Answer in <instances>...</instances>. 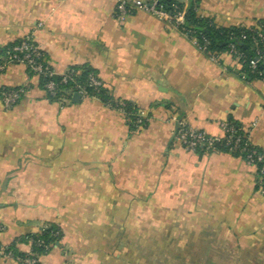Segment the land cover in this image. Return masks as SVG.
I'll list each match as a JSON object with an SVG mask.
<instances>
[{
    "label": "crops",
    "instance_id": "obj_1",
    "mask_svg": "<svg viewBox=\"0 0 264 264\" xmlns=\"http://www.w3.org/2000/svg\"><path fill=\"white\" fill-rule=\"evenodd\" d=\"M186 7L191 0H177ZM220 27L264 21V0H198ZM116 0H0V50L31 35L57 74L89 67L148 125L94 97L50 101L26 66L0 71V264L3 249L53 224L62 239L42 264H264V196L256 168L226 152L189 153L178 120L223 137L232 123L264 153V81L229 53L200 51L148 13L124 22Z\"/></svg>",
    "mask_w": 264,
    "mask_h": 264
},
{
    "label": "built area",
    "instance_id": "obj_2",
    "mask_svg": "<svg viewBox=\"0 0 264 264\" xmlns=\"http://www.w3.org/2000/svg\"><path fill=\"white\" fill-rule=\"evenodd\" d=\"M137 12L148 13L160 20L167 21L178 29L184 25L185 21V10L180 11L176 8V12L170 14L160 4L159 0H116L115 15L121 22H124L128 16ZM184 34L187 35L186 33ZM189 38L200 51L207 52V43L200 45L196 38ZM258 38L264 41V29L258 30ZM230 55H232L237 62H239L242 56V54L234 47H232ZM258 55H260L259 52ZM12 64L26 66L29 72L38 78H50L44 88L45 92L51 97H57L58 93V84L52 80L53 77L59 76L61 78V83L66 84L70 81H74L80 72L74 68H69L65 73L60 75L57 74L47 62L44 53L34 42L31 35L20 40L6 51L5 55L0 58V71H3L7 66ZM251 67L253 72L257 71L258 60L253 61ZM261 80L264 81V77ZM87 86L100 88L103 87L104 84L97 75L91 73L88 75L87 85L76 83L73 91L76 95H79L80 98L88 97ZM24 92L25 91L21 88L4 91L0 94V101L6 109H11L22 99ZM66 101L67 99L64 98L59 103L61 106H64ZM123 106V103H121L120 107L116 109L121 111L124 116L127 117L128 113L125 112ZM135 116L136 119L133 124L137 130L140 131L148 123V117L140 111L135 113ZM247 136L248 135L246 134L238 135L231 123L224 124L223 137L214 136L205 131L196 129L183 120L177 121L175 129L176 141L189 153H197L200 149L206 153H217L220 152V147L222 146L226 149L227 153L238 155V157L244 159L249 165L255 167L257 171L259 191L264 196V154L259 153L252 147ZM4 230V226L0 224V233ZM39 244L43 245L44 243L40 242ZM50 248L52 249L53 246H47V249ZM2 252L5 256L15 257L13 251L10 250L9 247L4 248ZM42 257L43 256L36 255L31 247V250L28 253H25V257L18 258L17 261L20 264H42Z\"/></svg>",
    "mask_w": 264,
    "mask_h": 264
},
{
    "label": "trees",
    "instance_id": "obj_3",
    "mask_svg": "<svg viewBox=\"0 0 264 264\" xmlns=\"http://www.w3.org/2000/svg\"><path fill=\"white\" fill-rule=\"evenodd\" d=\"M159 2L164 7V9L168 11L170 14H174L176 12V8L177 10L180 11L185 10V21H184V25L180 27V30L183 33H186L189 37L196 38L200 43V45H204L207 43V52H206L207 54L219 55L224 52L230 54V52L232 51V47H234L237 51H239L242 54L238 62L241 66V74L245 76L247 79L261 80L264 77V41L258 38V30L264 29L263 20L257 21V23L251 27H244V26L220 27L214 22V20L210 18L202 17L198 14V9H199L198 0H191L190 4L187 7L184 4L179 3L177 0H159ZM15 44L0 50V58L3 57L6 51ZM258 52L260 53V55H258ZM257 60H258V68L257 71L253 72L251 65L253 61H257ZM74 69L80 71L74 81H70L64 84L61 83V78L59 76L52 78V80L58 84V93H57V97H51L46 93L47 98L50 101L59 103L64 98L67 100H72L76 95L75 92L73 91L74 85L76 83L87 85L88 75L91 73L97 75L94 72V70H92L89 67L74 68ZM39 79H40V85L42 89L45 91L44 86L50 78L49 79L39 78ZM20 88L25 91V89L22 87L3 88L0 89V94L4 91H10L14 89L16 90ZM87 90H88V97L98 98L103 103H105L106 105L112 108L116 109L120 107L121 103H123L124 110L125 112L128 113L126 119L128 120L130 130L132 132L138 131L137 128L134 126L133 122L136 119L135 113H137L140 110L134 103L124 100L114 99V97L110 95V93L105 88V86L100 88L87 86ZM147 125L148 123L144 126V128L147 127ZM231 125L234 127L238 135L245 134L239 128H237L236 125H233L232 123ZM252 147L256 149L259 153L264 154L261 150L254 147L253 145ZM198 152H205V151L200 149L198 150ZM220 152H226V149L221 146ZM62 236L63 235L60 228L57 227L56 225L50 224L42 228L38 233L31 234L29 236L21 238L16 242L18 243V242L26 241L30 243L33 252L36 255L44 256L51 251V248L47 249V246L49 245L51 247L55 246L57 243L61 241ZM40 242H43L44 244L40 245L39 244ZM9 249L13 251V254L16 259L25 257V254L16 251L15 244L11 245Z\"/></svg>",
    "mask_w": 264,
    "mask_h": 264
},
{
    "label": "water",
    "instance_id": "obj_4",
    "mask_svg": "<svg viewBox=\"0 0 264 264\" xmlns=\"http://www.w3.org/2000/svg\"><path fill=\"white\" fill-rule=\"evenodd\" d=\"M80 99V96L79 95H75L74 96V100H79Z\"/></svg>",
    "mask_w": 264,
    "mask_h": 264
}]
</instances>
